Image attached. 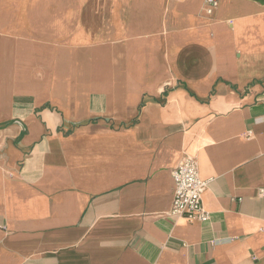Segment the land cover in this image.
Returning <instances> with one entry per match:
<instances>
[{
  "label": "crops",
  "instance_id": "1",
  "mask_svg": "<svg viewBox=\"0 0 264 264\" xmlns=\"http://www.w3.org/2000/svg\"><path fill=\"white\" fill-rule=\"evenodd\" d=\"M260 190L264 0H0V264H264Z\"/></svg>",
  "mask_w": 264,
  "mask_h": 264
},
{
  "label": "built area",
  "instance_id": "2",
  "mask_svg": "<svg viewBox=\"0 0 264 264\" xmlns=\"http://www.w3.org/2000/svg\"><path fill=\"white\" fill-rule=\"evenodd\" d=\"M218 0H206V13L210 14ZM173 198L168 215L173 218L197 220L205 222L208 213L202 205V194L206 182L199 176L198 166L194 157L185 155L180 164L172 171ZM264 196V190H260Z\"/></svg>",
  "mask_w": 264,
  "mask_h": 264
}]
</instances>
